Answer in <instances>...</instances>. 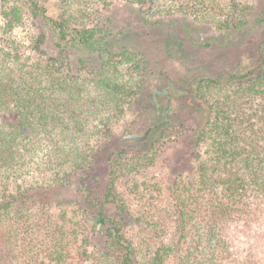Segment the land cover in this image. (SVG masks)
I'll list each match as a JSON object with an SVG mask.
<instances>
[{"label":"trees","instance_id":"obj_1","mask_svg":"<svg viewBox=\"0 0 264 264\" xmlns=\"http://www.w3.org/2000/svg\"><path fill=\"white\" fill-rule=\"evenodd\" d=\"M58 2L55 19L40 0H0V264H264V68L198 81L210 118L188 168L169 169L167 185L139 181L160 164L161 145L128 161L114 136L154 69L139 44L116 40L104 15L119 4L139 6L145 23L170 19L199 37L204 29H241L248 7L229 0L225 14L217 0ZM26 19L49 29L56 56L44 57V32L34 34L38 56L26 55L15 35ZM256 22L264 27V5ZM77 50L96 55L98 67L82 57L75 72ZM257 53L264 63V29ZM166 128L165 135L173 130ZM103 150L107 182L99 191L88 171ZM76 179L77 208L50 200L51 188ZM126 179L127 196L142 203L134 214L120 192ZM98 224L108 225L105 245L91 257L90 230Z\"/></svg>","mask_w":264,"mask_h":264},{"label":"rangeland","instance_id":"obj_2","mask_svg":"<svg viewBox=\"0 0 264 264\" xmlns=\"http://www.w3.org/2000/svg\"><path fill=\"white\" fill-rule=\"evenodd\" d=\"M217 2L225 8L226 14L229 0H217ZM240 2L241 6L248 7L247 23L241 29L214 32L204 29L199 32V37L194 33L187 37L182 29L170 24V19L161 24L145 23L143 18L147 9L139 6L119 4L109 12H104L105 16L111 15L113 19L112 27L118 35L116 40L127 37L129 41L139 44L150 55V67L154 69L144 77L142 91L134 98L130 114L121 126L115 129L114 136V144L118 148L121 149L125 145L127 151L125 157L128 161L158 144L161 145L158 152L160 164L151 166L138 175L139 181L141 177L143 180L165 183L169 169L174 174L188 168L191 156L197 151L195 141L198 132L207 125L210 118L206 102L199 99L196 94L195 87L198 81L216 75H243L254 70L259 72L264 68L261 66L264 63L257 53L264 27L256 22L264 0H240ZM40 3L45 7L49 17L56 19L59 16L58 0H40ZM190 26L192 31L195 30L194 27L198 28L195 22ZM42 32L47 34L46 43L42 47L46 53L44 57L56 56L58 49L53 34L47 27L34 24L30 19H26L25 25L15 31L26 55L38 56L39 53L33 49L32 43L37 40L34 34ZM194 36L201 40V43L194 42ZM82 57L86 60L85 64L88 68L98 67L99 60L96 55L89 56L88 53L77 50L71 54V61L74 64L72 69L75 72L79 70V60ZM162 71L166 75H161ZM180 126L182 129H179V137L176 133ZM127 127L130 129L125 132ZM166 127L173 129L167 132V135L164 131ZM149 128L151 131L148 138L141 143L123 140V136L128 134L143 135ZM112 144L110 143L109 146H113ZM107 155L108 153L103 150L95 167L88 171L89 181L97 182L95 188L99 191H103L107 182L105 164ZM133 178L130 180V185ZM124 182L129 183V180L123 181L120 192L124 193L122 197L134 210V214L138 204L142 205V203L138 198H132V195L127 196L128 186ZM79 183V179H76L72 186L51 188L50 200L62 203L73 202L77 208ZM98 226L91 227L90 230L91 257L94 253L101 254V249L105 245L108 225L98 224ZM131 235H136V230L128 231V236ZM91 259L85 262H77L74 259V264H91Z\"/></svg>","mask_w":264,"mask_h":264},{"label":"water","instance_id":"obj_3","mask_svg":"<svg viewBox=\"0 0 264 264\" xmlns=\"http://www.w3.org/2000/svg\"><path fill=\"white\" fill-rule=\"evenodd\" d=\"M150 131H151V129H147L144 132L143 135L128 134V135L123 136V140H126V141H134V142H137V143H141V142L145 141L148 138V136L150 134Z\"/></svg>","mask_w":264,"mask_h":264},{"label":"flooded vegetation","instance_id":"obj_4","mask_svg":"<svg viewBox=\"0 0 264 264\" xmlns=\"http://www.w3.org/2000/svg\"><path fill=\"white\" fill-rule=\"evenodd\" d=\"M149 129H151V128H149ZM144 134V133H143Z\"/></svg>","mask_w":264,"mask_h":264}]
</instances>
